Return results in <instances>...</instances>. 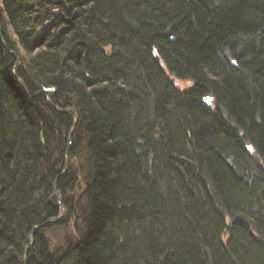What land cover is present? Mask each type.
<instances>
[{
  "label": "trees",
  "instance_id": "16d2710c",
  "mask_svg": "<svg viewBox=\"0 0 264 264\" xmlns=\"http://www.w3.org/2000/svg\"><path fill=\"white\" fill-rule=\"evenodd\" d=\"M0 264H264V0H0Z\"/></svg>",
  "mask_w": 264,
  "mask_h": 264
},
{
  "label": "water",
  "instance_id": "95a60500",
  "mask_svg": "<svg viewBox=\"0 0 264 264\" xmlns=\"http://www.w3.org/2000/svg\"><path fill=\"white\" fill-rule=\"evenodd\" d=\"M8 51V50H7ZM11 55H13L14 56V54L12 53V52H10V51H8ZM154 56L157 58V55H156V53L154 52ZM18 63V61L16 62V64ZM21 84H22V82H20ZM41 93H43L44 95H45V97H47L48 96V94H49V90H43ZM47 102L49 103V101H48V99H47ZM65 111H73L72 109H67V110H65ZM75 123H76V119H75ZM249 149L251 150V148L249 147ZM55 220H50V221H48L47 223H51V222H54ZM32 232H34V230L32 231ZM30 245H32V239H31V242H30V244L28 245V246H30Z\"/></svg>",
  "mask_w": 264,
  "mask_h": 264
},
{
  "label": "rangeland",
  "instance_id": "374dc122",
  "mask_svg": "<svg viewBox=\"0 0 264 264\" xmlns=\"http://www.w3.org/2000/svg\"><path fill=\"white\" fill-rule=\"evenodd\" d=\"M13 53V52H12ZM14 54V53H13ZM15 56V55H14ZM176 85L178 86V87H186L187 86V83L186 82H183V83H181V82H176ZM54 231H52V233H53ZM55 235H58L57 233H55ZM57 240H55V237L53 238V240H52V244L53 243H55Z\"/></svg>",
  "mask_w": 264,
  "mask_h": 264
},
{
  "label": "bare ground",
  "instance_id": "6f19581e",
  "mask_svg": "<svg viewBox=\"0 0 264 264\" xmlns=\"http://www.w3.org/2000/svg\"><path fill=\"white\" fill-rule=\"evenodd\" d=\"M156 53V52H155ZM154 54V53H153ZM46 90H49V89H46ZM52 90H49V92H51ZM55 110H59L58 108H54ZM67 159H66V162H65V166H64V170L67 168Z\"/></svg>",
  "mask_w": 264,
  "mask_h": 264
}]
</instances>
